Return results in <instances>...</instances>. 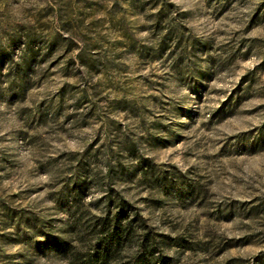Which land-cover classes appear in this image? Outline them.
Returning a JSON list of instances; mask_svg holds the SVG:
<instances>
[{
	"label": "rangeland",
	"instance_id": "374dc122",
	"mask_svg": "<svg viewBox=\"0 0 264 264\" xmlns=\"http://www.w3.org/2000/svg\"><path fill=\"white\" fill-rule=\"evenodd\" d=\"M110 193L165 236L120 264H264V0H0V264L91 256Z\"/></svg>",
	"mask_w": 264,
	"mask_h": 264
},
{
	"label": "trees",
	"instance_id": "16d2710c",
	"mask_svg": "<svg viewBox=\"0 0 264 264\" xmlns=\"http://www.w3.org/2000/svg\"><path fill=\"white\" fill-rule=\"evenodd\" d=\"M127 1H136V0H127ZM158 22L160 20H157ZM83 66L88 67V64L85 61H81ZM107 170L105 174L106 181L109 182V187L112 192H114V186L112 185L114 182V178L117 177V171H115L113 163L111 160H108ZM119 176V175H118ZM118 178V177H117ZM95 180V179H94ZM107 203L106 208L104 209L101 215L96 216L91 223L85 224V228L80 230L78 235L82 238L85 235L90 240L96 241L94 253L90 256L88 255L89 250L84 246L87 244L84 240L82 241V247H78L77 245H73L71 242L66 241L63 245L64 253L68 256L71 264H120L121 262L118 260V254L121 253L119 251L122 248L123 243L130 239L133 234L143 235L140 239L139 247L142 248L143 251H147V253L151 256L155 255L156 248L159 244L164 242V235H160L158 242H155L154 238H149V227L148 224L140 214H135L133 218L128 217L127 214V206L126 200L121 197H114L111 193L106 196ZM115 210V212H114ZM118 211V212H117ZM117 212V213H116ZM120 216H124V218H120ZM19 222H22L23 226L32 230L37 227L36 222H32V218L30 216L22 219L18 218ZM18 222V221H17ZM80 226H83V222L80 223ZM39 228V227H37ZM46 236L51 237L48 233H44ZM102 234H108L109 238L101 241L99 236H103ZM127 264H143L137 255H133L129 257Z\"/></svg>",
	"mask_w": 264,
	"mask_h": 264
}]
</instances>
